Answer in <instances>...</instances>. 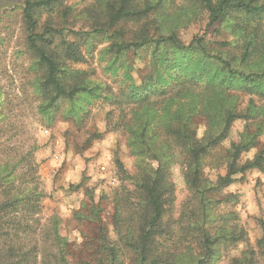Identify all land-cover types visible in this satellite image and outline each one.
Instances as JSON below:
<instances>
[{
    "label": "trees",
    "instance_id": "16d2710c",
    "mask_svg": "<svg viewBox=\"0 0 264 264\" xmlns=\"http://www.w3.org/2000/svg\"><path fill=\"white\" fill-rule=\"evenodd\" d=\"M18 2L22 54L30 61L35 110L45 125L58 117L81 122L96 102L117 109L115 126L134 164L128 174L115 160L126 184L111 195L112 218L133 264H218L244 242L235 217L217 212L234 199L216 197L264 162V149L241 161L264 134V0H94L86 31L68 30L71 9L60 0ZM202 19L212 36L181 43L178 32ZM104 44L99 58L104 74L119 84L116 93L96 81L94 71L72 68ZM138 58L144 66L136 81ZM242 96H248L243 110ZM197 118L205 123L201 135ZM236 121L244 123L242 131L217 158L215 169L223 167L224 174L211 180L203 173L204 159L230 138ZM34 150L1 153L0 264H119L117 245L105 238L95 254L71 262L57 218L41 229ZM176 169L189 198L174 218ZM89 215L96 217L95 208ZM260 229L255 246L264 258V224ZM256 255L247 248L228 264H258Z\"/></svg>",
    "mask_w": 264,
    "mask_h": 264
},
{
    "label": "rangeland",
    "instance_id": "374dc122",
    "mask_svg": "<svg viewBox=\"0 0 264 264\" xmlns=\"http://www.w3.org/2000/svg\"><path fill=\"white\" fill-rule=\"evenodd\" d=\"M60 2L62 8L71 9V15L67 16L68 30H89L88 23L94 15L88 14V10L94 0ZM18 6V0H0V110L5 117L0 121V157L13 151L24 154L35 147L32 154L33 179L43 194L40 227L42 230L50 229L52 219L57 218L59 234L67 241L71 262L95 254L99 241L105 238L110 244L117 245L119 264H133V254L123 249L117 241L112 218L111 195L126 184L115 167V160L122 164L128 174L133 172L134 164L125 136L115 126L117 109L114 110L108 102H96L90 106L81 122L58 117L51 126L45 125L35 110L37 103L27 74L30 61L28 56L22 54L19 17L15 15L19 13ZM44 20L45 16L41 23ZM206 33L207 39L212 36L211 29L206 28L205 19H202L179 31L178 38L187 45L193 38ZM104 46L95 47L91 56H85L86 63L72 65V68L94 71L95 80L107 84L116 93L119 84L104 74V62L99 58V51ZM143 62L140 58L134 62L136 72L133 77L136 81L138 73L143 72ZM247 101L248 96H242L241 110ZM243 126L242 121H236L230 138L217 152L204 159L203 173L206 177L213 180L217 174H224L223 167L215 169L217 158L229 147L230 140H236ZM196 127L201 135L205 130L204 121L197 118ZM262 149L264 134L259 138L258 146L244 153L241 161L253 160ZM177 172L176 169L174 218H177L181 205L189 198V192L178 182ZM226 196H232L234 200L220 204L217 212L234 216L232 223L243 228L246 240L230 247L218 264H228L231 258H238L247 248L256 252L258 264H264V258L257 253L255 246L261 236L260 224H264V162L260 171H247L242 179L221 190L216 199L221 200ZM90 208H95V218L89 215Z\"/></svg>",
    "mask_w": 264,
    "mask_h": 264
}]
</instances>
